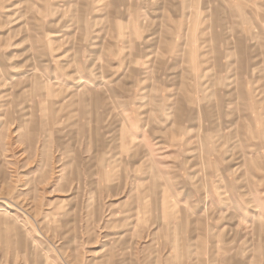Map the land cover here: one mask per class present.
Masks as SVG:
<instances>
[{
    "label": "rangeland",
    "instance_id": "rangeland-1",
    "mask_svg": "<svg viewBox=\"0 0 264 264\" xmlns=\"http://www.w3.org/2000/svg\"><path fill=\"white\" fill-rule=\"evenodd\" d=\"M263 133L264 0H0V264H264Z\"/></svg>",
    "mask_w": 264,
    "mask_h": 264
},
{
    "label": "crops",
    "instance_id": "crops-1",
    "mask_svg": "<svg viewBox=\"0 0 264 264\" xmlns=\"http://www.w3.org/2000/svg\"><path fill=\"white\" fill-rule=\"evenodd\" d=\"M187 85H189V84H187ZM203 85H207V84H203ZM208 86H209V89H210L211 85L209 84ZM199 88H200V86H199ZM203 89H205L204 86H203ZM193 105L194 104H191L192 108L194 107ZM198 105H199L198 108H200L201 105L200 104H198ZM187 106H189V105H182V104L180 105V104H178L177 106L175 105V106H172V108L168 109L169 110L168 117H169V115H172V119H173L172 128L176 125L177 129L179 130V133L177 132L178 133L177 139L180 138V136H181L180 134L181 133L189 132L186 129V127H185V125H186L185 123H191L193 126H195V125H197V121L198 120L203 119V123L201 122L198 127H200V129H201L202 125H203V131L204 132H203V134L201 136L200 135L197 136L196 140H197V144L202 148L201 150H203V152L206 154V157H207L206 161H209V157H211L212 152L216 153V152L219 151L220 152L219 156L225 154L224 147L227 145V142L226 143H222L220 141V139H222L221 138L222 135H221L220 132H223L226 128H232L234 126V123H236V122H227L225 120V122H224L225 127H224L223 131H222L223 126L220 127L219 131H218L217 130L218 128L213 127V125H211L210 122H207V120H206V117L209 118V117L212 116V120L216 122V117H217V113H218L216 109L214 110V112H212L211 109H207V111H206L203 108L205 110V111L203 110L204 113L202 112V110L198 109L197 114H194L192 116L191 111H189L188 108H186ZM210 106H212V105H209V107ZM185 112H186V114H185ZM201 113H202V116H201ZM225 115H228V114L225 113ZM168 119L169 118H167V122H169ZM184 119H185V121H184L185 123H183ZM172 122H171V125H172ZM205 123H208V125H207L208 128H206L204 130V127L206 126ZM216 124H217V122H216ZM249 127L250 128L248 129L249 130L248 132H249V134H252V138H253L255 133L258 130L257 126H255V124H250ZM263 135H264V133H263ZM240 136L242 137V139H244L242 141V146L245 148L244 149L245 152H247V150H246L247 148H251L252 150H255L254 152H252V156H254V158L255 157L256 158H260V155H261L260 154V150L262 148H264V144H248V142L246 141V137H244L243 135H240ZM218 138H219V140H218ZM254 138L258 139L259 137L255 136ZM184 146L185 145H182V144L176 146L178 148V149L177 148L176 149L179 150L178 154H177V156H178L177 159H179V161H178L179 164H176L175 168L182 169V170L185 169V168H190L191 163L195 161V159H192L191 155H190V157H186V154H191L192 152H195V149H193L191 151V150H189L190 148H187V150H185L183 148ZM186 147H190V144H188ZM196 151H197V149H196ZM227 154H228V157H227V159L225 161L229 165L230 162L233 161L234 152L233 151H231V152L228 151ZM232 166H235V164L232 165ZM256 166H257V168H260L261 164H258L256 162ZM241 168H242V165H241ZM231 169H232L233 172L234 171H239V166H238V168L237 167L236 168L232 167ZM161 186L174 188V184L172 183V181L171 182H167L165 184H161ZM177 188H179V187H177ZM176 191L178 192L177 194H176ZM175 194H176V195H174L175 198H174V200H172V202L179 203L180 200H182L186 196V195H184L185 193H183V191H179V189L175 190ZM219 200H221V199H219ZM167 201L168 200H166V202Z\"/></svg>",
    "mask_w": 264,
    "mask_h": 264
}]
</instances>
